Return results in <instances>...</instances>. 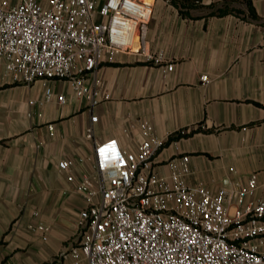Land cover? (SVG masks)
I'll use <instances>...</instances> for the list:
<instances>
[{"label":"crops","instance_id":"1","mask_svg":"<svg viewBox=\"0 0 264 264\" xmlns=\"http://www.w3.org/2000/svg\"><path fill=\"white\" fill-rule=\"evenodd\" d=\"M152 1L145 44L173 69L118 54L88 76L89 84L111 94L94 109L67 80L26 84L0 70V264H49L78 243L86 202L59 162L83 157L79 168L91 170L94 144L107 138L135 151L133 125L141 118L166 140L156 157L161 171H168L170 158L189 154V184L215 191L256 173L254 199H264V0ZM48 90L64 94L66 102L29 115V100H41ZM178 132L186 135L170 138ZM38 221L48 226L46 240L30 227Z\"/></svg>","mask_w":264,"mask_h":264},{"label":"built area","instance_id":"2","mask_svg":"<svg viewBox=\"0 0 264 264\" xmlns=\"http://www.w3.org/2000/svg\"><path fill=\"white\" fill-rule=\"evenodd\" d=\"M152 12V0H0V70L26 84L67 80L74 95L94 109L111 94L89 84L88 76L118 54L142 55L173 69V62L145 44ZM201 79L208 82L209 76ZM55 100L65 103L66 97L48 90L41 100H29L28 114L42 116V107ZM133 126L139 132L135 151L107 138L95 142L91 170L79 168L83 157L59 162L86 204L77 222L78 243L49 264H264L257 174L215 191L191 185L190 155L170 158L168 171H161L156 157L166 140L148 118ZM92 135L88 129L87 137ZM30 227L48 238L45 223Z\"/></svg>","mask_w":264,"mask_h":264},{"label":"trees","instance_id":"3","mask_svg":"<svg viewBox=\"0 0 264 264\" xmlns=\"http://www.w3.org/2000/svg\"><path fill=\"white\" fill-rule=\"evenodd\" d=\"M183 135H186V134H183V133H181V132H178L177 134L172 135L170 138H171V139H176V138H179V137H181V136H183Z\"/></svg>","mask_w":264,"mask_h":264}]
</instances>
